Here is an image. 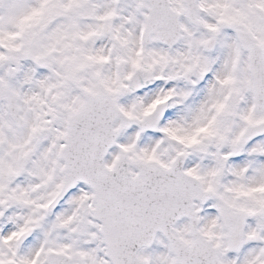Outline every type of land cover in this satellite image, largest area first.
I'll return each instance as SVG.
<instances>
[{
	"label": "snow or ice",
	"instance_id": "snow-or-ice-1",
	"mask_svg": "<svg viewBox=\"0 0 264 264\" xmlns=\"http://www.w3.org/2000/svg\"><path fill=\"white\" fill-rule=\"evenodd\" d=\"M0 264H264V0H0Z\"/></svg>",
	"mask_w": 264,
	"mask_h": 264
}]
</instances>
